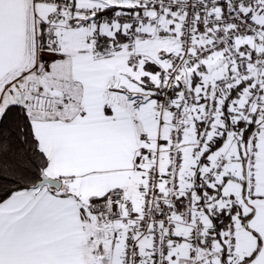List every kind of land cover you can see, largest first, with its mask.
Listing matches in <instances>:
<instances>
[{"label": "snow or ice", "instance_id": "snow-or-ice-1", "mask_svg": "<svg viewBox=\"0 0 264 264\" xmlns=\"http://www.w3.org/2000/svg\"><path fill=\"white\" fill-rule=\"evenodd\" d=\"M0 264H264V0H0Z\"/></svg>", "mask_w": 264, "mask_h": 264}]
</instances>
